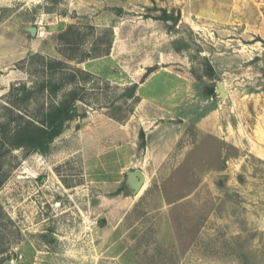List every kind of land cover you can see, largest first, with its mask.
Segmentation results:
<instances>
[{"label": "rangeland", "instance_id": "1", "mask_svg": "<svg viewBox=\"0 0 264 264\" xmlns=\"http://www.w3.org/2000/svg\"><path fill=\"white\" fill-rule=\"evenodd\" d=\"M35 53L90 76L0 149V264H264V0H0V135L51 100Z\"/></svg>", "mask_w": 264, "mask_h": 264}, {"label": "trees", "instance_id": "2", "mask_svg": "<svg viewBox=\"0 0 264 264\" xmlns=\"http://www.w3.org/2000/svg\"><path fill=\"white\" fill-rule=\"evenodd\" d=\"M69 58L76 59L77 57L69 55ZM38 60L42 61V73L41 80L35 84V87L38 92L51 100L41 103L38 114L30 117L18 114L15 108L8 109V114L16 122V127L12 132L0 135V149L6 147L4 154L20 148L42 149L47 141L53 140L59 133L60 127L69 117L75 104L79 100L83 101L79 93L81 83L77 82V79L80 74L90 76V72L76 66L73 67L62 59H48L39 53L31 56V62ZM67 82L73 84L74 87L67 88ZM137 87L138 84L130 87L129 96L131 98L136 97ZM34 92V89L24 85L21 101L28 100ZM18 106L20 108V103Z\"/></svg>", "mask_w": 264, "mask_h": 264}, {"label": "water", "instance_id": "3", "mask_svg": "<svg viewBox=\"0 0 264 264\" xmlns=\"http://www.w3.org/2000/svg\"><path fill=\"white\" fill-rule=\"evenodd\" d=\"M29 30L31 31L32 35H37L38 28L33 26L29 27ZM219 90L221 95H225V86L223 83L219 84ZM129 175V181L132 183V185L135 187V192H139L146 180L145 173L142 170H132L128 172Z\"/></svg>", "mask_w": 264, "mask_h": 264}]
</instances>
